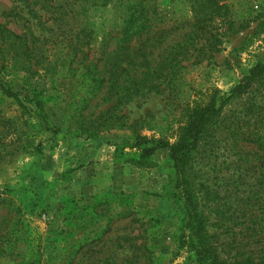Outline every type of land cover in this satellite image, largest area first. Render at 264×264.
Listing matches in <instances>:
<instances>
[{
  "label": "rangeland",
  "instance_id": "1",
  "mask_svg": "<svg viewBox=\"0 0 264 264\" xmlns=\"http://www.w3.org/2000/svg\"><path fill=\"white\" fill-rule=\"evenodd\" d=\"M194 1L0 0V25L25 37L34 55L30 59L25 46L0 39V87L14 94L0 88V264H206L180 249L184 216L169 152L142 160L146 147L138 138L174 143L189 105L206 103L213 89L230 92L264 64V0H216L218 7H207L202 63L186 64L182 85L171 96L152 93L116 111L124 117L121 128L93 129L90 120L114 102L106 100V91L87 95L94 66L104 48L115 47L112 37L129 16L144 15L152 29L191 32ZM177 36L169 44L182 42ZM242 108L241 102L231 104L225 116ZM230 152L221 144L206 166L203 147L192 176L199 204L205 214L209 210V228L222 240L239 232L245 219L232 223L230 233L220 231L227 221L216 219L217 205L206 207V180L219 191L221 210L232 207L234 214L248 206L257 217L264 212V186L256 177L246 178L243 187L237 172L213 171L239 160ZM241 152L251 163L262 157L255 146Z\"/></svg>",
  "mask_w": 264,
  "mask_h": 264
},
{
  "label": "trees",
  "instance_id": "2",
  "mask_svg": "<svg viewBox=\"0 0 264 264\" xmlns=\"http://www.w3.org/2000/svg\"><path fill=\"white\" fill-rule=\"evenodd\" d=\"M216 0H196L195 24H189L191 32L179 34L180 27L172 29H152L145 16L133 13L128 17L126 26L121 32L113 35L115 47L104 48V54L94 66L95 75L91 76L87 95L97 96L106 91V100L113 101L105 114L96 120H90V125L96 130L122 127L124 117L116 114L120 108L132 102L138 97H144L152 93L167 92L170 96L182 85L186 65L193 59V64L200 65L201 57L206 51V26L203 20L204 12ZM220 4L214 5L218 7ZM179 29V31H178ZM183 32V31H182ZM183 37L178 44H169L171 37ZM177 37L172 40L173 43ZM25 37L16 35L5 26L0 25V39L3 44L16 42L26 47L27 57H34ZM171 41V42H172ZM209 43V40L207 41ZM2 47V46H1ZM212 51H218L217 46L210 45ZM2 55V51H0ZM195 57V55H197ZM2 67L7 69L8 65ZM4 93L10 97L14 94ZM36 106L44 113V105L39 98L40 92L33 89ZM87 98V97H86ZM91 99L87 98L85 110L88 109ZM237 102L242 103V110L236 111L232 117L225 116L226 108ZM91 116V115H90ZM231 118L235 120L231 121ZM261 127L260 129L257 128ZM247 127V128H246ZM221 144H226L231 149V157H238L225 168L213 166V171L221 173L224 170H232L238 173L240 185L246 182V178H257L261 187L264 186V64L255 66L250 70L236 87L230 92L224 93L218 89L209 91L206 103H195L186 109L185 124L179 129L176 141L171 143L166 139L138 138V145L146 147L141 155L142 160H147L158 150L169 152V163L173 168V180L176 198L181 203L184 222L181 226L179 238L180 249L188 253H195L201 262L206 264H264V212L262 217L253 215V211L235 209L221 210L218 204L221 199L219 191L209 180H206V207L208 203L217 205L214 212L216 219L221 223L227 221V225L218 227L220 231L231 232L232 223L245 219L239 232L233 230L232 237L222 240L215 230H210V214H206L199 204V191L192 176L195 171L198 156L206 146V166H209L213 156H219L216 152L221 149ZM255 146L262 153L256 163L249 162L243 157L241 147ZM148 147H151L148 149ZM223 149V147H222ZM243 149V148H242ZM238 184L235 189L239 191ZM249 194L254 195L253 190ZM264 195V192H262ZM255 196V195H254ZM254 196L252 197L254 200ZM256 197V196H255ZM252 198H248L251 203ZM264 209V208H263ZM238 214V217H235ZM228 226V227H227ZM241 235V237H239Z\"/></svg>",
  "mask_w": 264,
  "mask_h": 264
}]
</instances>
